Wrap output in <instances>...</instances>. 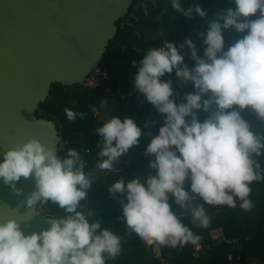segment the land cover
I'll return each instance as SVG.
<instances>
[{"label":"clouds","instance_id":"clouds-1","mask_svg":"<svg viewBox=\"0 0 264 264\" xmlns=\"http://www.w3.org/2000/svg\"><path fill=\"white\" fill-rule=\"evenodd\" d=\"M229 3L234 7L216 12L195 39L179 46L165 40L145 52L132 83L156 118L147 120L143 129L133 118L121 116L101 124L93 170L86 171L77 150L70 148L61 158L56 147L37 138L5 151L0 163L3 183L17 196L23 194L17 187L21 178L35 183L21 204L34 211L50 203L62 211L45 217L47 229L27 235L22 225L35 215L0 223V264L117 260L124 238L103 229L99 220L90 223L94 213L89 210V191L98 181L96 170L117 173L120 158L138 147L145 134L151 137L143 153L151 172L143 182L139 177L127 183L120 178L108 188L113 199L121 197V219L129 236L135 234L149 246L197 245L201 236L193 228L207 229L211 223L206 205L252 210V185L264 182V0ZM171 8L190 20L207 19L199 5L171 0ZM232 31L240 38L226 47L225 33ZM197 40L204 45L203 56ZM189 56L192 66L186 63ZM173 74L181 88H193L179 102ZM107 105L101 101V107ZM64 113L69 121L84 119V113L68 107ZM157 125L156 135L144 132Z\"/></svg>","mask_w":264,"mask_h":264},{"label":"trees","instance_id":"trees-1","mask_svg":"<svg viewBox=\"0 0 264 264\" xmlns=\"http://www.w3.org/2000/svg\"><path fill=\"white\" fill-rule=\"evenodd\" d=\"M153 1L154 3L150 0L133 2L129 12L133 11L135 19L132 20L130 26L117 30L114 39L108 45L106 55L103 56V60L106 58L112 60L109 66V86L114 93L128 94L134 90L132 77L138 72L139 62L145 53H136L131 49L132 46L146 50L152 46L163 45L165 40L179 46L186 39L192 37L195 39L198 32L206 31L208 20L216 12L227 7H234L229 3V0H181L184 6H201L207 14V19L195 16L190 20L171 8V0ZM134 6L136 8H133ZM238 38H240L239 34L234 31L226 32V47ZM199 43H201V48L198 54L203 56L204 45L201 40H197L196 45ZM116 44H122L128 48L122 50ZM133 61H136L137 67H133ZM186 63L192 66L194 62L189 56L186 58ZM172 79L175 90L182 89L177 84L174 74ZM189 90L193 91L191 85ZM103 100L108 103L109 97L101 88L90 90L79 84L71 87L53 84L45 102L39 104L38 112L40 116L54 120L58 128L86 129L93 124L92 108H97L99 111L104 110L105 107H101ZM65 107L84 113V119L78 118L75 121H69L64 113ZM112 116L133 118L142 129L147 120L156 118L153 107L143 102L139 96L133 95L127 100L116 98L112 103L109 119ZM159 126L144 129V132L150 131L152 135H156ZM100 139L101 137L97 133L88 140L90 147V154L86 157L88 169L97 163L99 151L97 144ZM144 142L141 140L139 146L145 144ZM67 152L68 150L60 152L59 155L64 158L67 156ZM137 161L138 164H149V158L146 157H138ZM261 163L264 165V158H261ZM137 168V164L127 165L124 173L117 172L97 179L92 192L98 202L95 220L101 222L103 229L112 231L123 237L124 240L135 234L128 235L126 222L121 219L123 212L118 202L121 197L113 199L108 188L120 178H123L127 183L139 177L143 182L145 178L139 176ZM251 199L253 204H256V207H253L251 211H243L239 207L232 209L226 206L206 205L211 217L209 227L207 229L193 228V231L201 236V240L198 242L201 245V250L197 258L192 256L194 245L191 243L183 246L181 251L178 250L179 246L172 248L159 244L154 245H159L162 253L171 254L170 264H264V182H256L252 185ZM49 207H51L50 203L42 205V208ZM49 209L51 211L48 214L52 215L61 214L62 211L56 206ZM185 222L189 223L187 220ZM218 231L222 233L223 242L215 241V232ZM245 235H249V239L242 241L240 248L225 242L233 238H243ZM154 245H146L140 239L124 243L121 255L117 260L109 261L108 264H134L135 262L157 264L152 257Z\"/></svg>","mask_w":264,"mask_h":264},{"label":"water","instance_id":"water-1","mask_svg":"<svg viewBox=\"0 0 264 264\" xmlns=\"http://www.w3.org/2000/svg\"><path fill=\"white\" fill-rule=\"evenodd\" d=\"M134 1L0 0V163L10 146L31 138L60 154V129L37 114L39 104L53 84L83 85ZM17 187L21 196L0 179V223L35 215L22 225L25 234L47 229L51 215L21 204L35 190L34 180L21 178Z\"/></svg>","mask_w":264,"mask_h":264},{"label":"built area","instance_id":"built-area-1","mask_svg":"<svg viewBox=\"0 0 264 264\" xmlns=\"http://www.w3.org/2000/svg\"><path fill=\"white\" fill-rule=\"evenodd\" d=\"M150 1L154 3L153 0H150ZM133 8H136V7L134 6ZM133 19H135L133 11L128 12L127 15L123 19L119 20V22L117 23L118 29L122 30L125 27L130 26ZM116 46L120 47L122 50L128 48L127 46L122 45V44H116ZM196 46H197V51L199 53L200 48H201V43L197 44ZM152 47H159V46H152ZM131 49L134 50L136 53L141 54V53H145L149 48L144 50V49H140V48L132 46ZM111 63H112V60L110 58H106L104 60L102 59L99 62V64L96 67H94L91 70V72L88 74V76L86 77L83 83V86L90 90L97 89V88L103 89L104 93H106L109 97L108 101L114 100L116 98H119L121 100L129 99L131 95L139 96V94L135 90H132L128 94L114 93L111 90L109 86V83H110L109 66ZM189 87L190 85L180 90H176V92L178 93V102H179V99H182L184 93L190 92ZM37 114L40 116L39 112ZM92 117H93V124L92 126L86 129H75V128L63 129V127L59 128L60 133H61V142L59 145L60 152L67 151L70 148L77 150L83 156V159L86 164V171L93 170L95 168V167H92L91 169H88L87 167L88 165L86 162V157L90 154V147L88 146V140L89 138L94 137L97 134L96 129L102 123V119L100 118L101 113L99 110L92 111ZM96 171H97V179L114 174V173L100 172L99 170H96ZM95 184L96 182L93 184L92 188L90 189L89 196H88L89 210H91L94 213L93 217L89 218L90 223L95 221V211H96V208L98 207V202L92 193L95 187ZM42 205L43 203L39 204L38 206L39 210L46 215L53 216L52 214H48L51 211V209L49 208H52L53 205L50 204L51 207L49 208H42ZM248 239H249V235H245L243 238H233L225 242L227 244L235 245L237 248H240L242 241H247ZM223 241L224 240H222V242ZM182 248L183 246H179L178 250L181 251ZM200 250H201L200 244L194 245L192 256L194 258H197L199 256ZM170 257L171 255L168 254L164 257V259L168 261ZM163 260H161L162 264H167V263H164Z\"/></svg>","mask_w":264,"mask_h":264},{"label":"crops","instance_id":"crops-1","mask_svg":"<svg viewBox=\"0 0 264 264\" xmlns=\"http://www.w3.org/2000/svg\"><path fill=\"white\" fill-rule=\"evenodd\" d=\"M114 100L108 101V105L104 108L103 111H100V113H101V117L100 118L102 119V123L106 122L109 119L107 115L104 118V113L107 114V112H108L107 110L108 109H110V112H111L112 103H113ZM93 109L98 110L97 108H92V111H94ZM109 117H110V114H109ZM145 133H147V132H145ZM150 139H151V137L148 136L147 134H145L142 137V139H141V140H144L145 141L144 142L145 144H143L141 146H138L136 148H133V149H131L129 151V154H134V160L132 162H128V161L126 162V161H124V163H120L119 162L118 164H116L115 167L118 169V172L119 173H124L125 172L124 169H125V167L127 165H136L137 164V166H138L137 173L139 174V176H141L143 178H146L147 177V175L151 172V169L149 168L148 165L138 164L137 159H138V157H145L143 155V153H144V150L146 149L148 143L150 142ZM124 157L125 156H123L121 158L124 159ZM95 165H96V163L93 165V167H95ZM254 207H256V204H254ZM222 238L223 237H222V233L221 232H219V231L218 232H215V241L216 242H221L223 240ZM137 239H140V238L137 237L136 235H134V236H132V237L127 238L126 240H124V243H129V242L134 241V240H137ZM168 254H170V253H162L161 248H160L159 245H154L153 248H152V257L156 261L157 264H162L161 260H163L164 257L166 255H168ZM169 260L167 261V260L164 259L163 261H164V263L170 264L169 263ZM134 264H142V263L141 262H135Z\"/></svg>","mask_w":264,"mask_h":264},{"label":"rangeland","instance_id":"rangeland-1","mask_svg":"<svg viewBox=\"0 0 264 264\" xmlns=\"http://www.w3.org/2000/svg\"><path fill=\"white\" fill-rule=\"evenodd\" d=\"M221 1V0H220ZM219 2V1H218ZM108 112H107V114L106 113H104V118L106 117V115L108 116V118H109V114H110V109H108L107 110ZM134 160V154H127L125 157H124V159H122V158H120V163H124V161H128V162H132Z\"/></svg>","mask_w":264,"mask_h":264}]
</instances>
